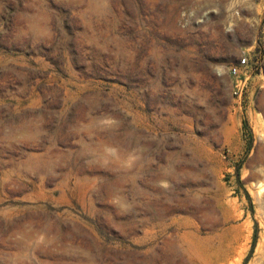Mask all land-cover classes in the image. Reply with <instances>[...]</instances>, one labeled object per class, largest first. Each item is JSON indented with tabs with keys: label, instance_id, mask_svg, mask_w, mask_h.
<instances>
[{
	"label": "rangeland",
	"instance_id": "rangeland-1",
	"mask_svg": "<svg viewBox=\"0 0 264 264\" xmlns=\"http://www.w3.org/2000/svg\"><path fill=\"white\" fill-rule=\"evenodd\" d=\"M244 263L264 0H0V264Z\"/></svg>",
	"mask_w": 264,
	"mask_h": 264
},
{
	"label": "built area",
	"instance_id": "built-area-1",
	"mask_svg": "<svg viewBox=\"0 0 264 264\" xmlns=\"http://www.w3.org/2000/svg\"><path fill=\"white\" fill-rule=\"evenodd\" d=\"M250 61L247 57L241 59L238 66L231 68V74L234 76L233 97L237 103L242 104L246 90L247 82L251 78Z\"/></svg>",
	"mask_w": 264,
	"mask_h": 264
},
{
	"label": "trees",
	"instance_id": "trees-1",
	"mask_svg": "<svg viewBox=\"0 0 264 264\" xmlns=\"http://www.w3.org/2000/svg\"><path fill=\"white\" fill-rule=\"evenodd\" d=\"M245 126H246V128H248V127H247V123H245ZM250 145H251V144H250ZM239 170H240V168H239V166H238V168H237L238 176H239ZM245 263H246V262H245ZM245 263H244V264H245Z\"/></svg>",
	"mask_w": 264,
	"mask_h": 264
}]
</instances>
